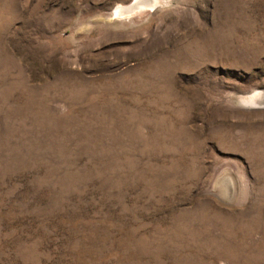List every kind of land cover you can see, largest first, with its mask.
I'll return each instance as SVG.
<instances>
[{"label":"rangeland","instance_id":"rangeland-1","mask_svg":"<svg viewBox=\"0 0 264 264\" xmlns=\"http://www.w3.org/2000/svg\"><path fill=\"white\" fill-rule=\"evenodd\" d=\"M0 0V264H264V0Z\"/></svg>","mask_w":264,"mask_h":264},{"label":"bare ground","instance_id":"bare-ground-1","mask_svg":"<svg viewBox=\"0 0 264 264\" xmlns=\"http://www.w3.org/2000/svg\"><path fill=\"white\" fill-rule=\"evenodd\" d=\"M156 3V0H134L131 4L123 6L118 10L119 15H130L133 12L138 13L143 9H149ZM153 8V7H152ZM134 14V13H133ZM241 102L248 106H264V91L256 92L248 97L242 98Z\"/></svg>","mask_w":264,"mask_h":264}]
</instances>
